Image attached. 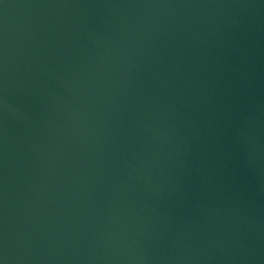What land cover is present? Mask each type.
I'll return each mask as SVG.
<instances>
[{
	"label": "water",
	"instance_id": "95a60500",
	"mask_svg": "<svg viewBox=\"0 0 264 264\" xmlns=\"http://www.w3.org/2000/svg\"><path fill=\"white\" fill-rule=\"evenodd\" d=\"M0 264H264V0H0Z\"/></svg>",
	"mask_w": 264,
	"mask_h": 264
}]
</instances>
